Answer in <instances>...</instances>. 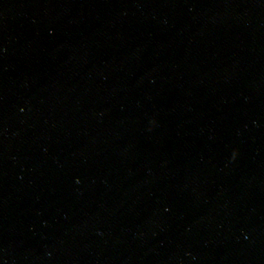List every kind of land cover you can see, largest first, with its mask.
<instances>
[{
  "label": "water",
  "instance_id": "1",
  "mask_svg": "<svg viewBox=\"0 0 264 264\" xmlns=\"http://www.w3.org/2000/svg\"><path fill=\"white\" fill-rule=\"evenodd\" d=\"M0 264H264V0H0Z\"/></svg>",
  "mask_w": 264,
  "mask_h": 264
}]
</instances>
